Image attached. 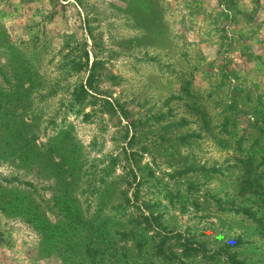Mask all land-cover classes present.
I'll use <instances>...</instances> for the list:
<instances>
[{
  "label": "rangeland",
  "instance_id": "1",
  "mask_svg": "<svg viewBox=\"0 0 264 264\" xmlns=\"http://www.w3.org/2000/svg\"><path fill=\"white\" fill-rule=\"evenodd\" d=\"M0 264H264V0H0Z\"/></svg>",
  "mask_w": 264,
  "mask_h": 264
}]
</instances>
